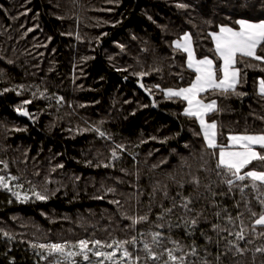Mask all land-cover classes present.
<instances>
[{
    "label": "trees",
    "instance_id": "16d2710c",
    "mask_svg": "<svg viewBox=\"0 0 264 264\" xmlns=\"http://www.w3.org/2000/svg\"><path fill=\"white\" fill-rule=\"evenodd\" d=\"M181 3L188 7L178 8ZM238 19L259 21L264 11L222 7L213 0H0V160L8 163L2 173L20 176L26 188L48 196L13 206L0 200V264H34V243L137 237L136 249H142L153 231L183 245L194 243L209 264H264V252L256 251L264 247V237L246 231L252 242H240L241 255L228 251L235 237L214 228L238 230L228 224V215L244 212L249 227L253 218L244 203L235 206L240 197L229 194L225 177L217 175L216 157L198 122L182 114L186 105L161 91L186 87L195 76L173 41L190 33L197 58H215L209 33L220 25L238 27ZM142 42L168 68L157 67L160 74L143 71ZM261 67L248 68L238 86L248 95L211 97L222 109L208 117L218 124L219 143L227 145L231 134L264 132ZM116 144L124 150L117 149L119 159L112 160ZM259 167V162L249 165ZM246 191L259 212L256 194ZM186 199L192 200L191 212L179 207ZM115 200L120 204L111 203ZM173 204L171 213L164 211ZM145 214L148 221L135 226L125 218ZM197 217L195 228L185 225Z\"/></svg>",
    "mask_w": 264,
    "mask_h": 264
},
{
    "label": "snow or ice",
    "instance_id": "6c2138e0",
    "mask_svg": "<svg viewBox=\"0 0 264 264\" xmlns=\"http://www.w3.org/2000/svg\"><path fill=\"white\" fill-rule=\"evenodd\" d=\"M176 6L184 9L188 7V5L182 3ZM235 25L238 27L220 25L218 31L209 33L214 42L215 58L207 56L197 58L190 33H184L173 41L175 49L187 54V67L195 73V76L186 87L167 88L161 89V91L169 100L183 102L186 105L182 114L198 122L206 148L212 150L211 155L216 157L215 168L220 170L217 175L225 177L223 183L227 186L229 194H238L240 197L235 206L239 208L240 204L244 203L246 212L253 218L249 227L245 225L242 219L244 212H240L236 217L228 215V224L232 225L233 228H238L234 232L226 226L221 227L219 224L214 226L219 232H228L229 236L235 237L234 241H228L230 245L228 251L231 252L235 249L237 253L243 255L245 248L240 247V242L245 240H248L249 243L252 242L245 235L246 231H248L249 236L264 237V132L231 134L227 137L229 143L224 145L218 142V136L221 133L218 132L217 122L215 120L209 122L208 120L211 114L222 111L217 99L211 97L228 98L229 96L243 97L248 95V93L238 90L242 80L246 81V70L264 66V19L255 22L248 19H238L235 21ZM217 59L219 66L217 65ZM245 60L248 63H245ZM251 61H257L259 64H253ZM260 70L264 71V67H261ZM242 72H244L243 77ZM140 75L143 76L145 73H140ZM147 90L151 91L150 89ZM259 94L264 98V79L259 80ZM25 103H31V101H25ZM17 111L21 115H29L26 110L18 108ZM261 119H264V117H261ZM93 131L97 132L100 137L110 138L99 128H95ZM117 149L124 150L122 145L116 144L111 151L112 160L119 159ZM253 162H259L260 167L249 169V165H252ZM0 165L3 166L0 168V172L7 173V161L0 160ZM109 166V164L104 165V167ZM59 167H63V165L61 164ZM245 169L249 170L245 171ZM20 179L21 177L17 175H0V188L11 192L21 202H27L31 197L27 194L21 195L19 191L23 185L16 183L15 188L17 190H13L12 187V182ZM192 182L197 186L199 185L198 179H194ZM29 183L31 182L29 181ZM166 187L165 185L164 188L166 189ZM157 188L153 189L154 193ZM249 188L256 194L255 199L260 206L259 212L251 207L250 194L246 191ZM234 189L236 192H234ZM30 191L32 196H35L38 200L48 199L46 194L36 191L35 188L30 189ZM163 194L165 197L168 195L167 191H164ZM220 194L225 195L226 193ZM214 195L216 194L213 193ZM111 203L119 205L120 201L115 200ZM191 203V199H186L179 207L191 212L193 211L189 208ZM174 207H176L175 204L172 207L165 208L164 211L171 213ZM216 215L219 216L220 213L217 212ZM125 218L131 220L133 226L147 222L149 219L147 214L138 217L125 215ZM158 219H163V216L158 217ZM237 220H239V225L235 223ZM197 221L198 217L192 218L186 220L185 225L189 228H195ZM156 227L162 228L163 225L158 224ZM257 227L260 228V231H257ZM3 235L9 239L12 238L8 232H4ZM140 235L142 236L143 233H140ZM149 235L151 241L144 240L142 249H136L137 237H132L130 240L81 239L76 242L34 243L32 247L39 250L41 259L49 260L51 257L49 264H79L77 257L85 264H92L90 257L97 258L96 264H149V261L157 264L163 256L167 257L163 264H197V262L199 264H209L206 256L201 257L199 255L194 243L183 245L180 241L172 240L171 237L165 236L160 231H153ZM224 239H227V237H224ZM167 244L172 246L167 247ZM217 244H219V240H217ZM129 245L132 246V250L129 249ZM105 249H111V251ZM156 249L161 250L157 251ZM141 251L144 253L143 257L139 254ZM256 251L264 252V247H257ZM189 256L195 259L189 261ZM217 261H219V254H217Z\"/></svg>",
    "mask_w": 264,
    "mask_h": 264
},
{
    "label": "rangeland",
    "instance_id": "374dc122",
    "mask_svg": "<svg viewBox=\"0 0 264 264\" xmlns=\"http://www.w3.org/2000/svg\"><path fill=\"white\" fill-rule=\"evenodd\" d=\"M213 2L220 4L222 7H230V6H238L241 9L247 10V9H259L264 11V0H213ZM161 21V26L167 30H170L172 26L170 22L168 21ZM214 43V42H213ZM139 57L141 64L144 67L143 71L152 72L154 74L159 73L158 68H161L162 70H165L168 68L167 62H160L159 59L160 56H158L157 52L150 47V45L142 42L139 44ZM186 54V53H185ZM187 55V54H186ZM158 67V68H157ZM179 139L173 140V142H178ZM0 175H4V173L0 172ZM20 183V181H14L12 182L13 190H17L15 188V184ZM21 184V183H20ZM21 192V195H29L31 198L27 200V202H21L18 200L15 196L12 195L11 192L4 190L0 188V200H3L7 203L8 206L13 205H19V204H25V203H31L35 202L37 199L35 196H32L30 189L26 188L24 185L21 189H19ZM106 251H111V249H105ZM119 257V254H118ZM34 264H49V260L52 258L50 257L49 260L41 259V256L39 254V250L35 249V252L33 254ZM79 264H85L79 257L76 258ZM103 259V258H99ZM90 260L92 264H96L97 258L96 257H90Z\"/></svg>",
    "mask_w": 264,
    "mask_h": 264
},
{
    "label": "water",
    "instance_id": "95a60500",
    "mask_svg": "<svg viewBox=\"0 0 264 264\" xmlns=\"http://www.w3.org/2000/svg\"><path fill=\"white\" fill-rule=\"evenodd\" d=\"M24 118H29V116H24V115H22Z\"/></svg>",
    "mask_w": 264,
    "mask_h": 264
}]
</instances>
